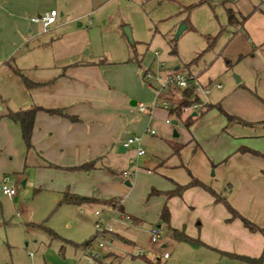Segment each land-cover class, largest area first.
<instances>
[{
    "label": "crops",
    "instance_id": "crops-1",
    "mask_svg": "<svg viewBox=\"0 0 264 264\" xmlns=\"http://www.w3.org/2000/svg\"><path fill=\"white\" fill-rule=\"evenodd\" d=\"M66 2L0 0V77L10 86L7 93H0L3 104L0 108V187L5 177L13 186L9 173L19 174L20 178L28 173V177L36 174V184L40 186L38 192L48 189L63 199L64 193L69 191L94 200L87 204L67 205L92 208L110 206L107 204L110 200L119 201L123 210L120 212L128 217L131 225L125 234L113 230L115 247L98 252V264H149L133 254L128 256L122 252L126 248H139L140 236L145 233L150 236V229L154 226L168 231L172 241L193 248V264L223 263L222 260L209 262L210 256L205 250L218 254L220 259H233L241 264L247 263L232 255L260 257L264 250V234L250 232L239 219L229 222L230 214L225 205L216 202L210 193L200 187L188 188L181 196L168 193L177 185L189 184L195 177L216 193H223L240 214L264 229V159L238 153L241 147L254 149L246 145L233 147L235 149L226 157L214 158L207 154L193 130L199 120L186 128L183 120L189 116L183 114L178 119L162 104L167 101L169 107L179 106L184 100L183 91L158 93L159 86H150L144 79L145 71H153L154 66L159 69L163 65L166 70L182 72L181 66L168 68L164 60L159 59L158 51L147 62L135 54L127 62H105V65L98 60L71 59L73 55L69 48L56 51L53 33L80 18V13L75 18L71 16ZM53 10L58 13L56 23L44 32L41 24L34 22L33 18ZM232 10L236 15L233 25L239 27L238 31L243 32L248 40L252 36L256 42L251 60H256L257 55L264 58V0H258L247 15ZM244 17L247 19L243 20ZM256 20L259 24L254 29L252 25ZM183 26L184 31L187 26ZM61 37L63 35L57 40L61 41ZM169 54L177 55V51L172 54L170 48ZM227 65L229 67L230 63ZM187 74L197 77L209 88L213 84L212 79L204 82L191 71ZM27 81L36 86H29ZM218 86L217 89L222 90V86ZM207 98L206 104H220L226 114L241 121L231 123L241 126L264 123V107L249 92L238 91L216 104ZM156 101H160L159 107H153ZM245 101L251 107L244 105ZM139 104L150 107L151 112H140ZM254 104L260 106L256 108ZM35 107L59 110L66 116L39 111L32 133L33 148L28 149L20 125L7 115L11 111ZM215 110L218 109H211L203 118ZM135 137L139 141L131 142ZM240 138L243 137L234 136L233 139L239 142ZM140 149L145 150L144 156L138 155ZM88 164L92 165L88 171L80 168ZM124 172H131L132 178L125 179ZM13 187L15 196L1 193L16 202L18 190ZM60 205L64 204L60 202ZM164 209L169 212V223L161 220ZM4 219L5 209L0 202V223ZM41 227L52 238L62 240V247L68 242L80 252L77 260L57 264H95L88 262L92 251L96 252L94 247L76 248V243H65L52 229L44 224ZM174 231L201 244L180 241ZM108 237L103 236L102 240ZM169 247L178 246L162 240L150 247L151 253L144 256L152 261L159 260L160 264L163 260L169 262L172 259ZM166 253L168 258L164 257Z\"/></svg>",
    "mask_w": 264,
    "mask_h": 264
},
{
    "label": "rangeland",
    "instance_id": "rangeland-1",
    "mask_svg": "<svg viewBox=\"0 0 264 264\" xmlns=\"http://www.w3.org/2000/svg\"><path fill=\"white\" fill-rule=\"evenodd\" d=\"M67 2L71 16L75 18L80 13V18L53 33V37L56 40L55 50L59 52L69 48L73 55L71 59L98 60L105 65V62H127L136 54L147 62L158 51L159 59L164 60L168 68L181 66L182 72L187 74L191 71L204 82L208 78L212 79L213 84L207 96L211 103L229 99L239 91L249 92L264 107V58L257 55L256 60H251L256 51L254 38L251 36L248 40L243 32L238 31L239 27L230 24L226 11V8H232L247 15L258 4V0H229L226 3L225 0ZM183 24L187 29L176 37ZM258 24L259 20H256L253 28L256 29ZM125 28L131 29L134 44L129 41ZM60 35H63L61 41L57 40ZM171 46H175L177 55L169 54ZM134 64L138 67L137 63ZM152 70L157 72L155 66ZM237 77L240 82H237ZM153 85L156 86L157 82L154 81ZM218 85L222 86V90L217 89ZM9 87L1 78L0 93H7ZM247 102L244 105L251 107ZM2 105L0 99V108ZM193 130L204 150L214 158L226 157L237 145L264 151V123L237 125L215 110L201 117ZM234 136L243 138L237 142ZM9 174L12 185L18 190V200L10 201L1 193L0 187V202L5 209V219L0 223V264H57L66 263L69 259L77 260L80 252L66 241L81 244L95 236L96 211L102 213L105 222L111 224L115 231L124 233L131 225L122 218L120 211L110 206L90 208L60 205L61 201H57L62 200L61 195H53L48 189L38 192L40 186L36 184V174L28 177L26 173L21 178L19 174ZM42 224L63 238L65 246L62 247V240L52 238L41 227ZM140 237L139 248H126L122 253L137 256L141 250L148 256L151 253L149 248L153 246L150 236L145 233ZM162 240L178 246L174 249L169 247L172 259L169 262L163 260V264L194 263V251L189 245L172 241L165 229L162 230ZM115 243L111 248L115 247ZM93 247L97 253L103 250L97 244ZM205 251L210 256L209 262L222 260L221 264H241L233 259H220L218 254Z\"/></svg>",
    "mask_w": 264,
    "mask_h": 264
},
{
    "label": "trees",
    "instance_id": "trees-1",
    "mask_svg": "<svg viewBox=\"0 0 264 264\" xmlns=\"http://www.w3.org/2000/svg\"><path fill=\"white\" fill-rule=\"evenodd\" d=\"M226 11H227V14L229 17L230 24H233L234 21H236L235 12L232 9H226ZM245 19H247V17L243 18V20H245ZM171 53L172 54L176 53L175 46L171 47ZM27 83L29 86H33V85L36 86V84H33L29 81H27ZM183 97H184V100L179 106L169 107L170 113L176 114V117L178 119H181L183 117V109L185 107L191 106L195 103H201L202 102V99L200 98V96L195 94L194 91H192V90L183 91ZM213 108H216L221 113H223L228 118L229 121L241 123V121L239 119L235 118L234 116H230V115L226 114L225 111L222 109L220 104H217V105L205 104L204 107L196 114V116L189 115V117H187L185 120H183L185 127L186 128L191 127L197 120H199L201 117H203V115H205L208 111H210ZM39 111H45L49 114H60L62 116L64 115L59 110H45V109L38 108V107H35L33 109H30V110H24V111H16V112L11 111L7 115V117L9 119H11L13 122L18 123L20 125L21 130H22V137H23V140H24L26 147L28 149L33 148L32 133H33L34 123H35V117ZM64 116H66V115H64ZM70 119L73 120L72 117H70ZM238 153H242V154L248 153V154H251L253 156L264 159V153L257 151V150H254V149H251V148H248V147L239 148ZM80 168L88 171L89 169L92 168V165L88 164V165L82 166ZM191 187H200V188L204 189L205 191H207L208 193H210L215 198L216 202L223 203L225 205L228 213L230 214V219L228 220L229 222H231L232 220H235V219H239L250 232H261L264 234V229L260 228L257 224H255L253 221H251L246 216L240 214L230 204L228 198L226 196L222 195L223 193L222 194L216 193L210 186H207L206 184L202 183L201 181H199L195 177H193L191 182L187 185H184V186L177 185L176 189L174 191L168 193V195H170V196H174V195L181 196L182 193L186 189L191 188ZM93 201L94 200L91 198L83 197V196H79V195H74V194H71L69 191H67L64 193V196H63L61 203L62 204L81 205V204L91 203ZM107 204L110 205V207L117 208L121 212L123 211L122 206L120 205V202L117 200L116 201L110 200ZM161 220L164 223H169V212L167 209H164L162 216H161ZM52 234L56 236L55 233H52ZM173 234L180 241H184V242H187V243H190L193 245H200L201 244L199 241H195L192 238L186 236L185 234H180L177 231H174ZM95 237H96V235L93 236L90 240L85 241L82 244H74V245L76 248L91 249L92 243H93ZM232 256L242 260L244 263H247V264H263L264 263V250H263L262 254L260 255V257H258V258H250V257H246V256H237V255H232ZM136 258H140L142 260H145L149 264H160L159 260L152 261V260H149L146 256H140V257L137 256ZM98 261H100V259Z\"/></svg>",
    "mask_w": 264,
    "mask_h": 264
},
{
    "label": "built area",
    "instance_id": "built-area-1",
    "mask_svg": "<svg viewBox=\"0 0 264 264\" xmlns=\"http://www.w3.org/2000/svg\"><path fill=\"white\" fill-rule=\"evenodd\" d=\"M57 15H58L57 11L53 10L49 13L33 18V21L40 23L43 31L46 32L56 23ZM144 79L150 86H153V82L156 81L157 85L159 86L157 91L158 93L166 90H181V91L192 90L194 91L195 94L204 97L201 103H195L183 109V114L188 116L192 114H197L206 104L205 98L210 94V88L202 85L197 77L179 71L166 70V68L163 65L159 66V69H157L156 73L150 70L145 71ZM218 87L220 88V86ZM162 104L167 108H169L170 106V103L167 101L162 102ZM160 105H161L160 101H156L153 107H159ZM138 109L142 113L151 112V108L143 104H139ZM167 122L170 123V120H167ZM138 141L139 138L137 137L131 140V142H138ZM127 145L128 144H126V146ZM145 154L146 152L144 149L138 150L139 156H144ZM123 177L125 179L126 178L130 179L132 178V173L124 172ZM1 191L4 195L10 197L16 195V189L13 186L9 185L8 177H5L2 180ZM95 217H96L95 227L97 229V234L92 243V248L94 244H97V246L100 249L110 250L111 246L113 245V242L115 241L114 237L112 236L113 228L111 227V224L105 222L101 212L96 211ZM122 217L128 219V217H126L124 214L122 215ZM106 235L109 237L107 239H104L105 241H102V237ZM161 239H162L161 229L157 226L152 227L150 229V243L152 245L158 244L161 241ZM137 256L138 257L144 256L143 251L140 250ZM164 257L168 258L169 254L167 253L164 254ZM98 258H99V254L97 252L92 251V257L88 262H94L95 264H98L96 261Z\"/></svg>",
    "mask_w": 264,
    "mask_h": 264
},
{
    "label": "water",
    "instance_id": "water-1",
    "mask_svg": "<svg viewBox=\"0 0 264 264\" xmlns=\"http://www.w3.org/2000/svg\"><path fill=\"white\" fill-rule=\"evenodd\" d=\"M184 28H185V26H183V25H181V26L179 27L178 32H177V34H176V37H178V36L181 34V32L183 31ZM125 33H126L128 39H129V41L131 42V44H134V40H133V37H132L131 29H130V28H125ZM238 79H239V78H237V80H238ZM194 115H196V114H194ZM173 123H174L175 125L177 124L176 121L173 122ZM175 136H177V133H176V132H175ZM127 185H130V183L127 182Z\"/></svg>",
    "mask_w": 264,
    "mask_h": 264
}]
</instances>
